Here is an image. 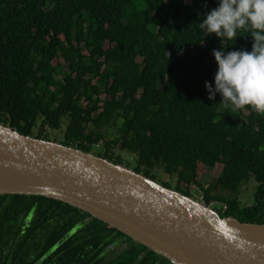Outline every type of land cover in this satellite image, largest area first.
Wrapping results in <instances>:
<instances>
[{
    "label": "trees",
    "instance_id": "obj_1",
    "mask_svg": "<svg viewBox=\"0 0 264 264\" xmlns=\"http://www.w3.org/2000/svg\"><path fill=\"white\" fill-rule=\"evenodd\" d=\"M217 0H0V125L117 164L138 156L136 171L178 178V190L203 188L200 168L223 166L208 201L222 218L264 224V115L230 111L208 99L218 64L213 50L252 51L254 40L207 37L199 23ZM39 130L38 133L36 131ZM114 131V132H112ZM58 142V141H56ZM253 175L255 203L237 195ZM118 230L62 201L0 195V264H134L108 256ZM132 240V239H131ZM156 255V253H153ZM108 256V257H107Z\"/></svg>",
    "mask_w": 264,
    "mask_h": 264
},
{
    "label": "water",
    "instance_id": "obj_2",
    "mask_svg": "<svg viewBox=\"0 0 264 264\" xmlns=\"http://www.w3.org/2000/svg\"><path fill=\"white\" fill-rule=\"evenodd\" d=\"M0 195L80 209L170 264H264V224L242 223L92 152L0 125Z\"/></svg>",
    "mask_w": 264,
    "mask_h": 264
},
{
    "label": "clouds",
    "instance_id": "obj_3",
    "mask_svg": "<svg viewBox=\"0 0 264 264\" xmlns=\"http://www.w3.org/2000/svg\"><path fill=\"white\" fill-rule=\"evenodd\" d=\"M218 6L199 23L207 37L237 41L239 32L254 40L252 51L213 50L218 64L214 87L205 82L208 99L222 97L219 105L230 111L246 110L264 115V0H217Z\"/></svg>",
    "mask_w": 264,
    "mask_h": 264
},
{
    "label": "rangeland",
    "instance_id": "obj_4",
    "mask_svg": "<svg viewBox=\"0 0 264 264\" xmlns=\"http://www.w3.org/2000/svg\"><path fill=\"white\" fill-rule=\"evenodd\" d=\"M68 121L65 120L63 129L60 131H50L49 129L46 130L45 134L50 136L52 142H61L63 140V135L65 133V130L67 128ZM39 130L36 131L38 133ZM114 132V131H112ZM94 154L101 155L105 153V149L103 146H99L97 148L93 149ZM115 158L119 157L122 159L123 165L132 169L136 170L137 165H138V156L136 154L130 153L128 151H121L118 148L114 151ZM223 166L218 165L215 169L213 170H208L204 167L200 168V180L204 184V186L209 188V186H212L215 184L217 181L218 177L220 176L222 172ZM155 175L158 177L159 182H161L163 185L166 187L178 190V178L177 177H171L167 174L164 173V171L158 170ZM259 183L255 179L253 175L250 176V178L244 182L240 189L239 193L237 195H231V194H226L227 198H239L241 206L242 207H249L252 206L255 203V197L256 193L259 188ZM179 191V190H178ZM180 192L184 194L185 190L180 189ZM194 198H200L199 193L194 194ZM218 205L214 207L215 211H217L220 215L223 216V205L225 203L219 201Z\"/></svg>",
    "mask_w": 264,
    "mask_h": 264
},
{
    "label": "flooded vegetation",
    "instance_id": "obj_5",
    "mask_svg": "<svg viewBox=\"0 0 264 264\" xmlns=\"http://www.w3.org/2000/svg\"><path fill=\"white\" fill-rule=\"evenodd\" d=\"M108 249V256L111 254L113 257H119L130 251L136 253L137 259L134 264H170L163 257L153 255V251L145 246L134 242L126 235L120 236L116 232H112Z\"/></svg>",
    "mask_w": 264,
    "mask_h": 264
},
{
    "label": "built area",
    "instance_id": "obj_6",
    "mask_svg": "<svg viewBox=\"0 0 264 264\" xmlns=\"http://www.w3.org/2000/svg\"><path fill=\"white\" fill-rule=\"evenodd\" d=\"M205 189H208V187L206 188V187L204 186V190H205ZM204 190H203V188H201L200 186H198V185H196V184H193V185L190 187L189 192L191 193V197H193V198H194V194H195V193H199L200 198H196V199H198V200H199L203 205H205L206 207H209V208L215 210L214 207H215L216 205H218V203H220V202H219V201H216V200L208 201V200L206 199V195H205ZM227 210H228V206H227L226 204H224V205H223V210H222V212H223V213H226Z\"/></svg>",
    "mask_w": 264,
    "mask_h": 264
}]
</instances>
